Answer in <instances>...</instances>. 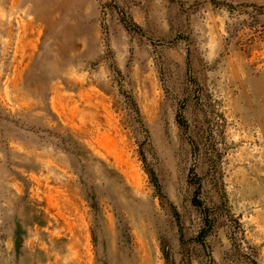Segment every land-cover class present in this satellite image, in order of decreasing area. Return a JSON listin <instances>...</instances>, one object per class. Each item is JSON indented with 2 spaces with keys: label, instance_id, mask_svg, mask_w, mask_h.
Listing matches in <instances>:
<instances>
[{
  "label": "rangeland",
  "instance_id": "rangeland-1",
  "mask_svg": "<svg viewBox=\"0 0 264 264\" xmlns=\"http://www.w3.org/2000/svg\"><path fill=\"white\" fill-rule=\"evenodd\" d=\"M0 264H264V0H0Z\"/></svg>",
  "mask_w": 264,
  "mask_h": 264
},
{
  "label": "trees",
  "instance_id": "trees-1",
  "mask_svg": "<svg viewBox=\"0 0 264 264\" xmlns=\"http://www.w3.org/2000/svg\"><path fill=\"white\" fill-rule=\"evenodd\" d=\"M208 226L210 227V222L208 223ZM207 231H208V228L204 229V230L201 232L200 237H202V239H203V237H205Z\"/></svg>",
  "mask_w": 264,
  "mask_h": 264
},
{
  "label": "water",
  "instance_id": "water-1",
  "mask_svg": "<svg viewBox=\"0 0 264 264\" xmlns=\"http://www.w3.org/2000/svg\"><path fill=\"white\" fill-rule=\"evenodd\" d=\"M206 248H207V251H208V253H209L210 260H211V255H210L211 250H210V246H209L208 243H206Z\"/></svg>",
  "mask_w": 264,
  "mask_h": 264
}]
</instances>
